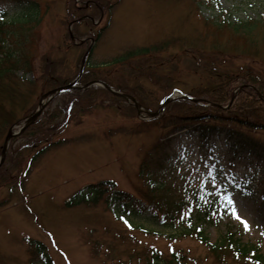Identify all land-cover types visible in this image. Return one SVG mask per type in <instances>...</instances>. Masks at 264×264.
<instances>
[{
	"label": "rangeland",
	"instance_id": "1",
	"mask_svg": "<svg viewBox=\"0 0 264 264\" xmlns=\"http://www.w3.org/2000/svg\"><path fill=\"white\" fill-rule=\"evenodd\" d=\"M77 1L0 0V8L10 20L24 18L27 4L37 8V19L28 28L35 53L34 69L28 77L37 80V96L32 100L35 107L28 113L38 106L42 93L59 86L57 81L67 84L78 74L90 40L81 47H71V3L81 5L86 0ZM99 2L103 5L102 17L96 8L86 12L94 16L96 25L90 30V23L81 22L74 29L76 37L90 39L104 28L91 57V65L98 69L89 70L91 65L86 66L84 80L77 82L78 87L66 94L53 93L39 118L45 121L55 115L53 125H59L49 140H66L45 149L31 162L30 170H26L28 162L46 145L40 142V135L16 134L17 138L9 144L5 168L0 171V264H36L31 260L27 238L44 243L54 264H136L146 248L168 252L170 245L204 258L207 246L200 237L214 244L224 240L229 231L240 245L258 248L264 256V163L249 159L243 152L246 148L232 145L221 134L199 136L195 124L169 136L170 128L161 127L147 114L144 119L138 118L131 101L115 96L103 86L79 88L99 77L136 98L145 92L142 103H146L145 107L152 104L155 110L173 87L188 91L199 85V73L191 71L195 65L191 49L184 50L182 46L192 42L200 46L202 35L208 32L204 18L256 17L264 14V0ZM109 4L114 5L110 10ZM163 41L165 47L159 48ZM134 47H149L150 52L112 63ZM162 61L163 65L154 69L157 72L141 75ZM50 65L51 71H56L50 72L57 77L54 82L43 76L45 67ZM175 65L178 69H174ZM172 103L166 108L174 113L177 107ZM20 127L15 126L12 131ZM252 133L264 144L263 128ZM4 140L5 137L0 142V155ZM150 154L155 162L159 159L158 164L152 166ZM103 179L114 180L117 189L147 202L161 197L149 192L152 180H156V186L162 184L159 189L163 197L180 195L181 183L190 180L191 197L200 195L203 201L196 199L189 204L183 194L179 211L190 212L174 228L158 224L152 210H137L140 217L125 212L132 222L130 228L120 221L123 212L117 203L109 205L103 199L95 203L82 198L83 187ZM171 182L178 189L173 190ZM227 196L233 198L236 214L247 222V229L236 222ZM109 207L117 209L120 218ZM194 228L199 239L182 236L172 240L167 236H179L180 230ZM203 260V264L213 263L211 257Z\"/></svg>",
	"mask_w": 264,
	"mask_h": 264
},
{
	"label": "trees",
	"instance_id": "2",
	"mask_svg": "<svg viewBox=\"0 0 264 264\" xmlns=\"http://www.w3.org/2000/svg\"><path fill=\"white\" fill-rule=\"evenodd\" d=\"M97 2L100 4L99 0ZM30 4L33 5V3ZM34 6L37 7L35 3ZM71 6L72 18L81 16V11L86 10L85 6H80L78 3L72 2ZM113 6L110 5L109 10ZM93 7L96 8L95 5ZM24 8L26 9L25 17L21 20L6 18V12L0 8V142L10 127L21 122L24 115L35 107L32 100L37 96V80L27 77L28 72L34 69L35 58L28 28L37 19V8L34 9L28 4ZM76 13L79 16H75ZM87 22L91 21L87 20ZM204 25L208 32L202 35L200 46H198V42L182 46L184 50L191 49V55L195 60V65L191 71L195 74L199 73L200 82L197 87H192L187 93L217 105L187 99L175 100L172 105L178 108H175L176 112L172 113V110L169 111L166 108L167 111L155 121L163 127L170 128L171 131L196 124L194 129L199 131L201 136L223 133L231 144L245 146L249 155L253 154L258 160L264 162V146L253 139L251 134L254 129H264V109H260L264 107V101L257 92L259 90L264 96V14L256 17L248 16L243 19L232 18L231 15L215 19L205 17ZM103 29L97 31L95 36L97 40L101 37ZM173 43L174 40L171 39V44ZM81 45L83 44H71V47H81ZM161 45L159 48L165 47L166 41H163ZM151 48L155 49L156 45L152 44ZM149 52V47H134L126 50L123 57L115 58L112 63H122L131 60L136 55L148 54ZM92 55L93 53L90 52L87 57V67L94 63L91 61ZM163 62L165 61H162L158 66L150 67L147 71L144 70L141 75L147 76L146 73L157 72L154 69L156 67L159 69ZM91 67L92 69L89 70L98 69L94 68L97 67L94 64ZM174 69H178V66L175 65ZM53 71L56 73L55 70L51 71V65L45 67L43 76L47 81H56L57 77H52L54 73L50 74ZM89 73L90 71L87 72V78ZM83 78L84 75L81 80H84ZM58 82L57 85L66 84L65 82ZM108 82L110 83V81ZM240 85H243V88L234 103L228 108L219 106L228 105ZM71 91L67 90L64 94ZM141 93L145 94L142 91ZM143 95L137 94V98L141 102L144 101ZM146 106L153 108L152 104L147 103ZM131 108L135 112V108ZM54 116H50L45 121L40 119L23 133V135L34 137L39 134L40 142L46 144L42 145L30 159L26 170H30L31 162L45 149L61 143L59 140L54 142L49 140V136L52 137L59 125L57 122L55 126L53 125ZM16 138L12 139V143ZM28 139L30 138L28 137ZM4 168L5 165L3 164L0 171ZM8 182L11 183L10 180ZM114 188L115 185L111 182H101L99 185L88 187V191L83 194L82 198L86 200L89 198L94 202L102 198L108 204L118 202L119 206H122V211L125 212L130 210L136 212V207L144 202L130 193L114 191ZM171 188L174 190L172 185ZM156 191L158 192L155 193ZM153 192L155 195L161 196L150 200L154 217L161 219L166 224L173 223L174 225L176 222L174 220L177 217L175 215L180 212L178 208L180 202L176 201L175 198L180 195H175L174 199L173 197H166L165 200L159 190L154 189ZM2 204L3 201L0 202V206ZM144 206H146L145 203L142 204L143 208ZM196 232L195 229L183 231L180 236H189ZM222 239L224 240L211 244L205 237L201 236V242L207 246V255L204 258L211 257L214 264H264V256L259 253L258 248L240 245L232 233H226ZM28 242L31 259L34 262L37 264H54L42 242L35 239H29ZM204 258L171 245L168 252L146 248L138 257L136 264H203Z\"/></svg>",
	"mask_w": 264,
	"mask_h": 264
},
{
	"label": "water",
	"instance_id": "3",
	"mask_svg": "<svg viewBox=\"0 0 264 264\" xmlns=\"http://www.w3.org/2000/svg\"><path fill=\"white\" fill-rule=\"evenodd\" d=\"M71 35H72V37H73V34H71ZM84 62H85V58H83V61H82V68H83V64H84ZM81 70H82V69H81ZM91 83H92V82H91ZM91 83L86 84L85 86H88V85H90ZM104 85H105L106 87H108L109 89L112 90V88H111L107 83H104ZM72 86H73V83H71V84H69V85H67V86H65V87H59L58 89H56V90H54V91H51V93H54L55 91H60L61 89L68 88V87H72ZM115 92H116L118 95H120V96H123V97H126V98H130V99H132V100L134 101L135 106L138 108L139 112L142 111L139 102H138L134 97H132V96L126 94V93H121V92H117V91H115ZM48 94H49V93L45 94V95L42 97V99H41V101H40V103H39V109H38L36 112H34V113H32V114L29 115V117H28L26 123L24 124V126L22 127L21 131H23V130H24V129H25L30 123H33V122L35 121V119L41 114V112H42L43 109H44V105H45V103L43 102V98L46 97ZM51 97H52V95H50L48 98L50 99ZM233 98H234V97H233ZM169 100H170V97H168V98L165 100L164 105L167 104V103L169 102ZM146 111H147L148 113H150V114H156V113H157V112L152 113V112H150V111H148V110H146ZM14 134H15V133H12L11 131H9V133L7 134L6 141H5V144H4V147H3V150H2V156H1V160H0V165L2 164V162H3L4 159H5L6 151H7V147H8L9 140L11 139V137H12Z\"/></svg>",
	"mask_w": 264,
	"mask_h": 264
},
{
	"label": "snow or ice",
	"instance_id": "4",
	"mask_svg": "<svg viewBox=\"0 0 264 264\" xmlns=\"http://www.w3.org/2000/svg\"><path fill=\"white\" fill-rule=\"evenodd\" d=\"M226 200H227V203L229 204V206L232 207L233 214H236L233 198L231 196H227ZM236 218L237 219H241L238 214H236ZM242 223L244 224L245 229H247L248 228L247 222L246 221H242Z\"/></svg>",
	"mask_w": 264,
	"mask_h": 264
}]
</instances>
